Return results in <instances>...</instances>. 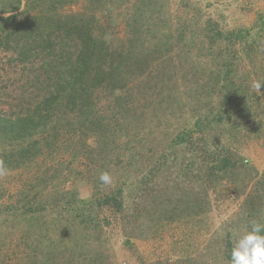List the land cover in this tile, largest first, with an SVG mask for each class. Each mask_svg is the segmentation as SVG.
<instances>
[{
	"label": "rangeland",
	"instance_id": "rangeland-1",
	"mask_svg": "<svg viewBox=\"0 0 264 264\" xmlns=\"http://www.w3.org/2000/svg\"><path fill=\"white\" fill-rule=\"evenodd\" d=\"M61 6L88 26L102 22L115 49L131 48L122 54L133 63L123 84L144 104L137 109L143 128L133 140V123L117 126L116 110L101 98L80 136L64 133L57 145L47 134L14 142L21 159L7 158L10 144L0 139L7 169L0 175V264H229L231 240L220 233L264 216V86L251 87L264 81V0H65ZM5 57L3 51L0 81L21 83L23 64L8 67ZM2 68L14 69L8 75ZM100 80L111 92L109 80ZM228 93L236 99L247 93L255 104L247 101L246 114L235 110ZM169 95L173 106L157 104ZM2 101L0 115L10 111ZM205 115L212 123L206 133L197 124ZM191 130L205 134L213 156H230L235 167L189 169L206 147L175 142ZM70 138L74 148L66 144ZM34 139L41 142L38 154ZM156 159L162 165L154 170ZM105 171L109 185L99 180ZM73 190L90 203L85 225L70 211L53 215L57 192Z\"/></svg>",
	"mask_w": 264,
	"mask_h": 264
},
{
	"label": "trees",
	"instance_id": "trees-1",
	"mask_svg": "<svg viewBox=\"0 0 264 264\" xmlns=\"http://www.w3.org/2000/svg\"><path fill=\"white\" fill-rule=\"evenodd\" d=\"M64 1L0 0V55L5 51V56H9V58L5 57V64L8 67L22 63V69L27 71L22 73L25 77L21 76V83L6 84L5 81H0V94L1 90L7 91L0 96L7 106L5 113L10 110L0 115V139L7 140L10 144L7 158L10 156L21 159L24 155L15 150L14 144H21L31 137L43 138L47 134L51 145H57L60 140H63L64 133L77 132L80 136L84 123L91 118L89 113L91 109L94 110L95 101L101 98L107 99L109 108L116 110L115 116L119 122L117 126L123 128L122 124L133 123L136 133L134 132L131 137L133 140L140 137L139 130L143 128L144 119L141 117L143 112L137 109L140 110L144 104H138L135 93L129 89L126 90L128 83L123 84L127 80L123 78L125 70L133 63L122 54L129 55L131 48L127 49L126 53L125 50L115 49L114 45L109 44L106 38L107 29L102 22L99 26H88V21L82 16L72 17L70 14H63L60 9ZM91 19L96 20L95 17ZM38 63V72H36L34 67ZM12 69L14 68H2V71L9 75ZM102 78L109 80L107 85L112 89L111 92L104 89L106 87L100 80ZM230 85L234 87L231 82ZM114 86L118 87L120 91L118 94L116 90H113ZM99 90L102 93H98ZM158 94L161 95V93ZM148 97L146 96L145 102H148ZM173 97L174 95H169L167 98H160L162 102L157 104L173 106L170 103ZM235 97L229 93L224 96L231 102V106L233 104L235 110L249 113L247 104L248 102L255 104L251 101L254 100L253 97L247 98V93L238 99ZM241 101L242 106L238 104ZM223 117L224 114L219 115L218 121L221 122ZM197 124H201V131L206 133L212 123L209 115H205L198 119ZM116 133L120 134L118 130ZM122 135L131 143L127 134ZM183 135L185 137H178L175 142L186 140L192 145L201 143L203 146L206 143L205 149L196 151L197 156H194L189 163V169H196L195 167L200 165L197 169L202 173L204 170L213 172L214 169L219 172L235 167L236 162L230 156H224V158L213 156L207 148L208 140L205 134L196 136L191 130ZM69 140L71 142L66 140L67 146L74 148V141L71 138ZM33 144L38 154L41 151V142L34 139ZM133 148H137L136 144L132 146ZM203 150L204 163L198 155L199 151ZM160 160L156 159L154 170L162 165ZM198 177L202 181L203 176L198 175ZM56 197L58 198L52 209L55 218L60 215V212L65 211L66 213L63 212L65 215L70 211L79 218L81 224L85 225V217L92 215L91 207L87 205L90 204L89 201L78 197L75 190L70 193L57 192L54 199ZM107 200L110 201V199ZM42 206L46 211H50L47 209L49 203ZM28 210L26 212H29ZM231 247L232 244L229 242V250ZM229 253L227 252L230 258Z\"/></svg>",
	"mask_w": 264,
	"mask_h": 264
},
{
	"label": "clouds",
	"instance_id": "clouds-1",
	"mask_svg": "<svg viewBox=\"0 0 264 264\" xmlns=\"http://www.w3.org/2000/svg\"><path fill=\"white\" fill-rule=\"evenodd\" d=\"M264 86V81H254L252 88L258 92ZM7 174L3 162H0V175ZM99 180L109 185L112 183L111 175L101 172ZM221 237L229 236L231 240V252L229 264H264V216L248 220L244 227L229 229L221 232Z\"/></svg>",
	"mask_w": 264,
	"mask_h": 264
}]
</instances>
